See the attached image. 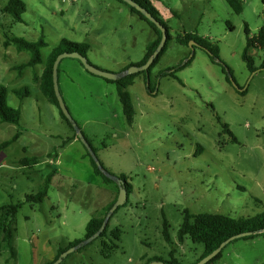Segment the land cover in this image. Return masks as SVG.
Listing matches in <instances>:
<instances>
[{
    "label": "rangeland",
    "instance_id": "obj_1",
    "mask_svg": "<svg viewBox=\"0 0 264 264\" xmlns=\"http://www.w3.org/2000/svg\"><path fill=\"white\" fill-rule=\"evenodd\" d=\"M22 1L26 12L19 23L2 11L8 0H0V85L8 90L9 106L21 112L19 125L0 122V144L22 133L0 149V208L20 206L12 226L14 255L4 245L6 211L0 210V264H51L58 249L85 238L88 222L104 212L118 188L95 174L88 149L43 93L45 62L63 41L87 44L93 66L120 74L143 61L157 35L117 0ZM152 1L171 40L159 63L137 73L127 89L135 110L131 125L116 84L90 74L77 59L60 63L59 87L72 117L105 170L131 186L128 204L109 222L110 230H121L110 258L102 255L108 240L96 239L60 264H196L204 246L178 239L185 212L236 219L264 213V49L249 50L256 72L243 60L246 29L253 37L264 27L262 0H240L241 14L227 0ZM5 34L43 39L44 63L18 68L30 55L5 49ZM185 34L219 47L237 87L201 48L177 42ZM190 59L178 79L161 76ZM23 89L28 96L15 94ZM55 152L57 159L48 156ZM27 157L39 163L23 167L19 161ZM53 171L43 202H26ZM212 264H264V235L232 241Z\"/></svg>",
    "mask_w": 264,
    "mask_h": 264
},
{
    "label": "trees",
    "instance_id": "obj_2",
    "mask_svg": "<svg viewBox=\"0 0 264 264\" xmlns=\"http://www.w3.org/2000/svg\"><path fill=\"white\" fill-rule=\"evenodd\" d=\"M119 3L126 5L132 13L137 14L142 20L148 23V25L155 31L157 38L152 41L148 47L147 52L145 55V58L140 64H137V66H142L146 64V62L149 60V58L153 55L157 47L159 46L161 39H162V33L160 29L152 22L148 21L144 15H142L139 11H137L135 8L129 6L127 3H125L123 0H117ZM137 5H139L141 8L145 9L147 12H149L157 21H159L167 30L168 34V40L164 47V49L161 51L159 56L156 58L153 65L148 70V73L150 72L151 68L154 67L156 64L159 63L162 55L166 52L168 42L171 40V37L169 35L168 28L166 24L163 22L161 14L159 10L156 8L152 0H131ZM230 7L234 10L235 13L241 14L243 12V6L240 0H227ZM262 3L264 5V0H262ZM3 13L11 15L15 22H23V15L26 12V5L22 0H8L7 5L3 8ZM246 35H247V42L246 47L243 53V60L247 63L248 69L254 73L257 71V69H254L253 62L251 56H249V50L250 49H264V27L261 28L257 35L251 37L250 31L248 28L246 29ZM5 39L3 42V47L6 49L10 46H14L18 52H28L30 55V59L27 63L20 65L18 68L25 69L28 67H36L39 64L44 63L41 49L47 47V43L41 39L38 42H29L25 39L14 37V36H8L7 34L4 35ZM191 41H194L198 44V47L201 48L203 51H205L210 59L214 63H218L223 66L225 69V74L227 75V81L231 83L230 77H232L231 70L228 68V66L222 62L219 56V47L213 43H211L209 40L205 38H201L197 36L196 34H185L183 37H178L177 42L183 46L189 47V43ZM91 50V47L87 44H80V43H69L66 41H63L60 46L55 47L51 53L49 54L46 62H45V68L43 71V74L41 76V88L45 96L56 105V107L59 109V113L61 117L70 125V127L75 131V129L72 127L71 123L66 119L64 114L59 108L57 98L55 96L54 87H53V65L55 60L59 55L65 52H77L84 57H88V52ZM192 60L190 59L185 64H180L176 68L172 70H165L161 72V76H169L175 79H178L177 72L185 68ZM80 62V61H79ZM82 65V63L80 62ZM83 66V65H82ZM17 68V69H18ZM261 70H264V65L260 68ZM145 73V72H142ZM137 76V74L133 75H127L125 77L120 78L117 81H109L105 80L107 83H112L117 85L118 95L120 98V101L123 106V111L127 120L128 124H132L135 116V110L131 102L130 95L127 92L128 87H130L133 84L134 78ZM148 90L152 92L151 85H148ZM242 94H245V91L239 90ZM7 93L8 90L5 86L0 85V122L2 123H9L14 125H19L20 118H21V112L19 109H15L11 106H9L7 102ZM15 94L17 95H29L28 89H23L20 91H15ZM225 130L227 131V126L224 125ZM22 135L21 132H17L11 139L3 142L0 144V149H5L8 146L15 143L20 136ZM77 138V135L75 139ZM91 145V144H90ZM94 150V149H93ZM95 152V151H94ZM202 152V148L198 147L197 154ZM50 158L57 159L58 154L51 153L48 155ZM19 163L23 167H29L33 168L39 163L38 157H30V158H23L19 161ZM91 163L94 168L95 174L102 179L103 184L110 185L113 183H117V181H121L123 184V187L127 190L128 195L131 192V186L126 182V179L123 175H112L109 173L112 178L107 177L104 175L98 166L96 165L95 161L91 158ZM104 168V167H103ZM105 169V168H104ZM56 171H53L50 173L43 185V187L38 191L35 195H28L26 197V202L28 203H42L45 197L48 194L52 179L55 175ZM118 192L113 200V202L107 206V208L104 210L102 214L99 216L93 217L86 226V235L83 240L74 241L73 243H70L67 248H60L58 249L57 254L55 255L53 264L62 253L67 251L68 249L75 247L79 244H82L85 240L89 239L91 236H93L95 233L99 231L101 228L105 217L109 210L113 207L114 203L116 202L118 195H119V186L117 184ZM128 204V201L126 202L125 206ZM20 206H7V207H1V211H6L5 213V220L3 222V231H4V245L6 249L11 251V253L14 255V228L13 223L15 221V218L17 216L18 210ZM120 208V207H119ZM119 208L117 210H119ZM117 210L114 214H116ZM113 214V216H114ZM112 216V217H113ZM264 229V213L258 214L254 217L250 218H242V219H236L224 215H218V214H198V215H192L189 212H185L183 222L181 224V227L178 231V239L180 242H184L186 238H190L194 243L196 244H202L204 246V254L202 257L197 261H201L206 256L210 255L212 252H214L223 242L230 239L232 236L241 234V233H247V232H257L259 230ZM264 234H254L252 236H248L245 238H242L244 240L248 239H254L258 236H261ZM121 237V230L118 228H115L113 230L109 229V223L105 231L101 234V236L98 239H107L109 243V247H107L108 243H102V255L104 258H110V255L112 252L117 250L118 243L120 241ZM164 237L167 242L171 243V238L169 234L168 227L165 226L164 229ZM83 245L80 249L87 246ZM79 249V250H80ZM223 251V250H222ZM222 251L213 258L210 262L207 264H212L219 260L222 256ZM154 261H162L159 259H155ZM150 262V263H151ZM165 262V261H163ZM148 263V264H150ZM168 264H178L175 260L165 262Z\"/></svg>",
    "mask_w": 264,
    "mask_h": 264
},
{
    "label": "water",
    "instance_id": "obj_3",
    "mask_svg": "<svg viewBox=\"0 0 264 264\" xmlns=\"http://www.w3.org/2000/svg\"><path fill=\"white\" fill-rule=\"evenodd\" d=\"M125 3H127L129 6L135 8L137 11H139L142 15H144L146 17V19L152 23H154L161 31L162 33V39L161 42L159 44V46L157 47V49L155 50V52L153 53V55L149 58V60L146 62V64L142 65V66H132L131 68H129L127 71H124L120 74H116V73H111V72H107L104 70H101L95 66H93L87 57H84L83 55L77 53V52H65L62 53L61 55H59L57 57V59L54 62L53 65V87H54V92H55V96L57 98L58 101V105L60 110L62 111V113L64 114V116L66 117V119L71 123L72 127L75 129L77 137L82 141V143L85 145V147L88 149L89 155L91 156V158L95 161L96 165L98 166V168L100 169V171L106 175L109 178H112V176L107 173V171L103 168L102 164L100 163L99 159L97 158L93 148L91 147L89 141L86 139V137L83 135V133L81 132L79 126L77 125V123L75 122L74 118L72 117L64 99L63 96L61 94L60 91V87H59V80H58V73H59V66L61 61L64 58H73V59H77L78 61H80L83 65V67L85 68V70L87 72H89L90 74L100 77L102 79L105 80H109V81H117L122 77H125L127 75H133V74H137L139 72H145L148 73V70L150 69V67L153 65V63L155 62L156 58L159 56V54L161 53V51L164 49L167 40H168V34H167V30L166 28L159 22L157 21L149 12H147L145 9L141 8L139 5H137L136 3H134L131 0H123ZM198 44L194 41H191L189 43V47L191 49L194 50V47H197ZM230 81L231 83L235 86V82L233 80L232 77H230ZM117 184L119 186V195L118 198L116 200V202L114 203L113 207L109 210V212L107 213L105 220L101 226V228L99 229V231L97 233H95L93 236H91L89 239L85 240L82 244H79L75 247H72L70 249H68L67 251H65L64 253L61 254V256L53 263V264H60L64 258H66L69 254H71L72 252L77 251L78 249H80L83 245L86 244H90L91 242H93L94 240L98 239L101 234L105 231V229L108 226V223L110 222L113 214L115 213V211L121 207L124 206L128 200V192L127 190L123 187V184L121 181H117ZM254 234H264V229L263 230H259L257 232H247V233H241L235 236H232L230 239H228L227 241L223 242L214 252H212L210 255L206 256L205 258H203L201 261L197 262L196 264H207L208 262H210L213 258H215L223 249L224 247L231 243L234 240L237 239H241V238H245L248 236H252ZM150 264H168L165 263L163 261H154Z\"/></svg>",
    "mask_w": 264,
    "mask_h": 264
},
{
    "label": "crops",
    "instance_id": "obj_4",
    "mask_svg": "<svg viewBox=\"0 0 264 264\" xmlns=\"http://www.w3.org/2000/svg\"><path fill=\"white\" fill-rule=\"evenodd\" d=\"M113 200H114V198H113ZM113 200H111V202H109V204H108V205H110V204L113 202Z\"/></svg>",
    "mask_w": 264,
    "mask_h": 264
}]
</instances>
